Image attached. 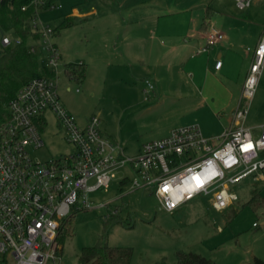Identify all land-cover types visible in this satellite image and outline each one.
Masks as SVG:
<instances>
[{"label":"rangeland","instance_id":"obj_1","mask_svg":"<svg viewBox=\"0 0 264 264\" xmlns=\"http://www.w3.org/2000/svg\"><path fill=\"white\" fill-rule=\"evenodd\" d=\"M79 1L82 0H54L61 8L39 12V18L51 27L50 41L61 33L57 25L60 19L70 13L72 5L80 4ZM98 2L104 15L66 29L60 42L56 40L65 59L80 60L85 66L81 82L68 79L62 65L58 68L57 89L65 107L80 120L84 115L98 114L103 129L114 135L129 155L137 153L141 143L164 137L173 127L191 122H197L204 135L219 133L228 118L218 115L216 109L224 107V112L230 113L240 94L250 57L247 47L254 46L262 28L264 7L259 0L253 1L244 17L232 0H213L217 12L212 15L211 23L220 30L224 40L213 42L205 51L199 50L205 47V37L201 40L193 37L201 0ZM142 11L158 16L153 40L147 31H139V38L132 40L128 28L119 25L121 20L138 18ZM209 11H213L211 6ZM135 25L132 22L131 27ZM208 25L201 26L208 29ZM35 36V42L29 38L27 44L36 45L37 62L42 66L46 52L42 38ZM229 40L233 59L239 65L230 71L233 81L227 83L228 90L232 91L230 95L221 83L229 72L226 73L225 67L218 72L213 68L215 59L226 60ZM135 43L137 48L133 52ZM148 50H152L150 57ZM135 51L150 61L146 69H141L138 59L133 57ZM145 79L152 85L151 89ZM247 117L251 125L264 124V69ZM253 132L258 133L259 128L254 127ZM41 134L44 146L30 151L34 159L55 158L71 147L51 113L46 114ZM112 175L106 188L89 194L92 205L108 202V206L73 212V233L70 236L62 233L67 236L58 264H77L82 247L95 243L104 218L113 208L116 216L112 220L118 223L109 228L107 243L131 247L130 264L160 260L174 264L177 250L200 254L214 264H250L255 257L264 259V202L256 210L247 204L250 190L255 187L264 197V171L234 184L237 199L222 211L212 207L209 196H198L167 212L159 208L150 191L130 190L126 182L119 183L121 177L132 175L126 167L116 168Z\"/></svg>","mask_w":264,"mask_h":264},{"label":"built area","instance_id":"obj_2","mask_svg":"<svg viewBox=\"0 0 264 264\" xmlns=\"http://www.w3.org/2000/svg\"><path fill=\"white\" fill-rule=\"evenodd\" d=\"M253 1L233 3L246 11ZM38 12L30 21L31 32L42 38L45 66L54 76L37 75L23 83L8 100V115L0 122V264H58L66 240H60L61 222L74 211L108 206V202L92 205L89 194L106 188L116 168L126 167L132 173L119 183L126 179L130 190L150 191L167 212L198 196H209L212 207L222 211L237 199L234 184L264 171V124L247 123L264 66V30L252 49L232 120L218 135H204L197 123L184 124L141 143L138 152L129 155L102 131L98 114L80 120L62 103L57 89L60 52L49 39L51 27ZM205 39L199 50L205 51L223 34L209 26ZM21 42L20 36L0 29V47ZM35 47L27 44L29 52L35 53ZM220 65L216 60L214 68ZM144 82L152 88L147 79ZM47 113L71 147L58 157L37 160L30 151L44 146L41 133ZM254 127L259 128L256 134Z\"/></svg>","mask_w":264,"mask_h":264},{"label":"trees","instance_id":"obj_3","mask_svg":"<svg viewBox=\"0 0 264 264\" xmlns=\"http://www.w3.org/2000/svg\"><path fill=\"white\" fill-rule=\"evenodd\" d=\"M33 0H0V29L20 36L22 42L18 46L0 47V122L6 119V104L14 95L16 90L28 79L37 75L54 76V71L45 65L39 66L35 53L29 52L27 40L37 39L35 33L31 32L30 21L33 14L48 9L54 0H43L40 4H33ZM264 7V0H259ZM24 7V9H21ZM210 14L209 6L206 9V16ZM74 16H67L61 20L60 28H66L73 24ZM206 20V18H205ZM35 36V37H33ZM64 73L70 80L81 82L85 76L83 63L67 62L64 64ZM42 127V126H41ZM122 179L120 184H124ZM264 197L260 195L255 187L250 190V197L247 204L253 210L261 207ZM116 209V208H115ZM112 214V216H110ZM116 215L108 214L102 223V231L93 245L83 246L78 255L77 264H130L132 248L128 246H110L107 243L109 228L118 222H113ZM72 216L61 222L60 240L64 242L65 234L70 236L73 233ZM176 262L174 264H214V262L200 254L177 250L175 252ZM151 264H167L164 260ZM250 264H264V259L255 257Z\"/></svg>","mask_w":264,"mask_h":264},{"label":"crops","instance_id":"obj_4","mask_svg":"<svg viewBox=\"0 0 264 264\" xmlns=\"http://www.w3.org/2000/svg\"><path fill=\"white\" fill-rule=\"evenodd\" d=\"M233 1V0H232ZM256 1V0H255ZM80 2V4H78L77 3V5L76 4H74V5H72L71 6V11H70V13H68V14H66L64 17H67V16H74V18H73V24L71 25V26H69V27H66V28H61V33L59 34V35H55V36H53V43L55 44V46L57 47V49H58V51L60 52V58H61V64H62V69H63V72H64V64L65 63H67V62H78V63H83L82 61H80V60H78V61H73V60H67V59H65V56H63V54H62V52H61V50H60V47L58 46V43L56 42V40H58V42H60V40L63 38V35H64V33H65V31H66V29H68V28H70V27H74L76 24H81L83 21L84 22H86L88 19H92V18H95V17H98L99 15H104L102 12V10H101V8L102 7H99L100 5H99V2H98V0H82V1H79ZM82 2V3H81ZM201 4H199L198 6V8H200V14H199V21L197 22V23H195V25H196V31H195V33H194V35H193V37H195L197 40H201V39H203L204 37H205V34H206V29H204V27H202L203 25H207V24H209L207 27H209V26H214V25H212V23H211V17H212V15H214V14H216V12H217V8L216 7H214V4H213V0H201ZM54 4H55V6L52 8V9H58V8H61V5L60 4H57V3H55L54 2ZM254 5V3L251 5V6H253ZM207 6H211V8H213V11H212V13H210L209 14V16L207 17V19L205 20V16H206V9H207ZM250 6V7H251ZM48 9H50V8H48ZM249 9V8H248ZM40 12V11H39ZM39 12H38V17H39ZM245 11H241V13H240V16H246L247 14H248V12H245ZM154 15H157V14H149V12H147V11H142L141 13H139V17L138 18H136V19H127L126 21H122L121 20V22L119 23V25L121 26H123V28H128V30H129V34L131 35V38H132V40H137L138 38H139V31H143V32H146L147 31V34L150 36V38L153 40V36H154V32L158 29L157 28V21H158V16H156V17H154ZM64 17H62L61 19H60V22L57 24V25H59L60 23H61V20L64 18ZM155 22V26L154 27H152V22ZM203 21H205V22H203ZM132 22H135V26L134 27H131V24H132ZM46 23V22H45ZM48 24V23H47ZM260 24L262 25V28H261V31H260V33H259V35H258V37H257V39H256V42H255V44H254V46L256 45V43H257V41H258V39H259V37H260V35H261V33L263 32V30H264V19L260 22ZM56 25V26H57ZM202 25V26H201ZM56 26H54V27H56ZM215 27V26H214ZM123 28H120V31H122L123 30ZM146 28H147V30H146ZM194 28V27H193ZM150 32V33H149ZM226 37V36H225ZM224 39H222V41H223ZM31 41L32 42H34V40L33 39H31ZM227 44H228V47H227V49H226V60L223 62V61H221V65H220V67L218 68V69H216V68H214V66H213V68H214V70L216 71V72H218V71H221L222 70V68L223 67H225V70H226V73H227V71L229 72L227 75H225L224 77L226 78L225 79V81L224 82H222L221 81V83L223 84V86H225V91H226V93L228 94V95H230L231 94V90H228V87H227V83L228 84H231V83H233V81H232V75L230 74V71L232 70V68H234V67H239V65L238 66H236L237 65V62H236V60H234L233 58H234V55H233V52H232V49H231V41L229 40V41H227ZM136 45H137V43H135V44H133V46H132V48L131 49H133V52H134V50H136L135 48H137L136 47ZM253 46V47H254ZM253 47H251V48H249V47H247V50H249L250 51V57H249V59H248V63H247V68H246V70H245V72H244V78H245V75H246V73H247V69H248V66H249V63H250V61H251V58H252V49H253ZM152 50H148V54H147V56L148 57H150L151 55H152ZM130 55H132V54H130ZM134 56V58H136V59H138V62H139V66H140V68L141 69H146L147 68V66L149 65L148 63H150V61L146 58V60H144V59H142L141 57H139L138 55H137V53H136V51H135V54H133ZM216 60H219L218 58L217 59H215V61ZM215 63V62H214ZM84 64V63H83ZM263 69H264V66H263ZM243 72V67H242V71H241V73ZM262 72H263V70H262ZM65 74V73H64ZM238 75H240V70L239 71H237V73H236V77L238 76ZM66 76V75H65ZM238 78V77H237ZM244 80V79H243ZM242 83H243V81H242ZM242 83H241V85H242ZM203 85V84H202ZM240 85V86H241ZM199 87H200V85H199ZM201 88V87H200ZM240 91H241V87H240ZM239 96H240V94L235 98V100H234V104L231 106V109H230V113L228 114V113H226V112H224V110L222 109V108H224V107H221V108H219V109H216V112H217V114L218 115H220V116H223V117H227L228 118V123H227V125L231 122V120H232V112H233V109H234V107H235V105H236V103H237V100H238V98H239ZM230 100H231V98H230ZM233 103V102H232ZM65 106V105H64ZM86 116H88V115H84L82 118H85ZM192 123V122H191ZM197 123V122H196ZM247 123L250 125V126H255V125H251L250 123H249V121H248V117H247ZM187 124H189V123H187ZM198 124V123H197ZM226 125V126H227ZM226 126H224V127H226ZM223 127V128H224ZM101 128H102V131L105 133V134H107L109 137H111V138H113L114 140H115V138H114V135H112V134H110V133H107L104 129H103V127H102V121H101ZM223 130V129H222ZM221 130V131H222ZM220 131V132H221ZM219 132V133H220ZM219 133H217V134H214V133H207L206 135L207 136H212V135H218Z\"/></svg>","mask_w":264,"mask_h":264},{"label":"snow or ice","instance_id":"obj_5","mask_svg":"<svg viewBox=\"0 0 264 264\" xmlns=\"http://www.w3.org/2000/svg\"><path fill=\"white\" fill-rule=\"evenodd\" d=\"M246 147H247V148H251L252 145H251V144H248ZM198 183H199V181H198Z\"/></svg>","mask_w":264,"mask_h":264}]
</instances>
